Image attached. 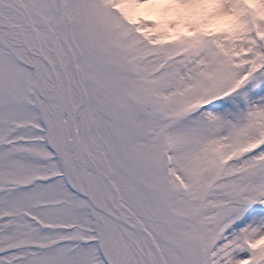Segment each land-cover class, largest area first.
<instances>
[{
	"label": "snow or ice",
	"instance_id": "obj_1",
	"mask_svg": "<svg viewBox=\"0 0 264 264\" xmlns=\"http://www.w3.org/2000/svg\"><path fill=\"white\" fill-rule=\"evenodd\" d=\"M0 264H264V0H0Z\"/></svg>",
	"mask_w": 264,
	"mask_h": 264
}]
</instances>
